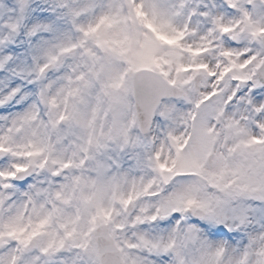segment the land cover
<instances>
[{"label":"clouds","instance_id":"obj_1","mask_svg":"<svg viewBox=\"0 0 264 264\" xmlns=\"http://www.w3.org/2000/svg\"><path fill=\"white\" fill-rule=\"evenodd\" d=\"M45 2L32 0L34 9L44 7ZM180 3L186 7L180 9L177 25L198 26L197 36L190 39L204 43L181 49L185 60L194 55L198 65L196 72L182 71L180 75L181 80L192 81L189 85L192 91L186 89L189 100L173 96L164 103L175 106L174 115L177 116L190 109L197 110L215 131H221L228 119L249 125L259 138L262 129L257 125H264V115L255 105L242 102V97L247 95V81L255 75L253 62L257 57L264 62V43L237 39L236 28L228 29V33H233L229 36L198 14L224 11V0H180ZM48 22L57 24L59 34H77L71 18L60 21L53 18ZM174 35L179 46L184 34L177 32ZM58 38L57 35H46L38 39L37 44L40 40ZM124 47L120 46L116 51L122 52ZM25 51L30 54L31 50ZM170 51L167 45L161 46V52ZM152 55L149 50L141 51L133 46L127 52V59L143 56L150 63ZM171 58L175 61L174 53ZM22 59L30 62L31 67L20 85L23 88L21 99L10 103V97L4 95L0 106L10 107L7 115L15 117L21 102L26 108L39 105L38 119L24 130L22 139L30 140L35 136L46 147L43 152L28 153L32 159L25 162L22 171L28 173L26 184L35 185L41 194L33 195L25 202L18 191L16 200L7 207L0 202V224L13 216L22 218L24 224L47 219L29 252L40 258V264H201L196 259L201 250L209 257L207 264H256L257 253L264 251V199H230L228 193L235 190V184L228 187L227 192L212 187L216 181L209 168L197 164L203 159V152L197 149L195 139H188L174 155L170 150V158L158 154V144H153L152 152L147 153L150 163L137 166L134 160L128 159L126 150L120 151V141L113 132L107 150L95 156L91 121L111 107L113 100L121 94L116 85L119 74L129 70L128 63L117 60L115 54L110 53L105 57L109 70L101 76L75 52L61 66L54 68H48L46 63L40 67L30 61V56ZM74 64L78 65V74L71 84L81 88L82 97L71 118H67L55 109L50 98L60 95L65 77ZM161 67L169 72V80L174 78V72L169 71L167 64H161ZM158 78L163 81V77ZM128 100L134 105L138 102L135 96H129ZM261 105L264 106V100ZM169 123L158 114L153 116V125L165 128ZM182 131L178 129L177 134ZM133 134L141 136L148 146L154 133L151 129L148 133L133 129ZM161 139H164L162 135ZM72 140L76 142V149L70 160L65 145ZM261 143L264 144V140ZM90 156L103 160L108 166L99 174L88 172L89 183L98 191L104 192L118 176L124 175L132 179L133 188L110 205L107 215L95 214L94 219L99 218L106 227L96 232L88 228L82 233L74 226L76 221L83 217L80 224L86 226L93 212L83 189L77 192L76 185L83 174L81 166L89 169L95 166L88 159ZM4 245L11 249L20 246L16 236L0 239V247Z\"/></svg>","mask_w":264,"mask_h":264},{"label":"rangeland","instance_id":"obj_2","mask_svg":"<svg viewBox=\"0 0 264 264\" xmlns=\"http://www.w3.org/2000/svg\"><path fill=\"white\" fill-rule=\"evenodd\" d=\"M73 2L94 6L85 8L81 12L85 26L95 22L96 17L93 12L98 11L101 6H103L105 11H110L114 15L113 23L108 26L103 47L100 46L97 38L92 35L88 37H78L77 34L75 36L72 35L73 38L83 40V43L80 44L83 51L78 54L79 59H87L90 62L93 59L98 62L103 61L106 70L99 73L101 76L106 75L109 70L108 65L105 63L104 53L107 56L110 53H114L117 60L122 59L130 65L127 72L119 74V87H116V89L121 94L113 100L111 107L91 121V137L93 143H95V156H100L107 150V146L112 143V139L109 137L113 132L120 141V151L124 152L126 150L128 159L134 160L137 166L150 163L147 153L152 152L153 144H158V154L170 158V150L174 155L178 149L183 148L188 139L193 138L196 141L197 149L203 152V159L197 161L198 166H207L210 174L215 178L216 182L212 184V187L220 192H227L228 187L235 184V190L228 193L230 199L239 197L257 200L264 199V144L261 143L264 140V127L260 125H257V128L262 129L259 138H256L251 126L231 119L225 120L221 131H215L208 125L206 119L199 116L198 111L195 109L187 110L177 116L174 115L176 112L175 106H170L162 101L155 115L158 114L165 120L170 121V123L165 128H160L159 125L151 126L154 134L151 136L148 146H145L141 136L133 134V129H137V122L132 104L128 100L130 96L129 76L132 70L151 68L158 71L169 82L183 89L185 93L183 99L189 100V91H192L189 89L191 79L181 80L180 75L182 71L191 70L196 72L198 65L194 55L185 60L181 49L186 48L188 45L197 47L204 41L190 39V37L197 36L198 26L188 28L187 25L184 27L177 25L176 21L181 16V11L179 7L175 6L182 4L180 0H73ZM140 4L145 5V11L136 13L134 18L133 5ZM154 9H158L162 17L169 22L170 27L168 30H164L158 23L152 21L150 15ZM145 12L149 13V16H145ZM128 14H130L131 22L128 21ZM177 32H183L184 34V40L179 46L176 45V37L174 35ZM158 45H167L172 51H156ZM120 46L126 47H124L122 52H117L116 49ZM133 46H137L141 51L149 50L153 53L151 62L149 63L143 56H138L135 60L127 59V52ZM75 51L73 49V52ZM156 52L161 54L157 56L155 55ZM173 53L175 61L171 58ZM174 62L175 68H173ZM161 64H167L169 71L174 72L173 79H168L169 72L164 71ZM186 89H189V91H186ZM193 119L196 128L194 127L193 132H190L188 127ZM178 129H183L179 135L177 134ZM161 135L164 139H161ZM75 149V140L69 141L65 145V150L70 160L73 159ZM95 156L88 157V159L93 161L94 167L89 169L84 165L81 166L83 174L76 185L77 192L83 189L93 212V216L89 217V222L86 226L80 224V220L83 217L76 221L74 226L77 231L82 233H86L88 228L93 230L97 224L102 222L99 218L94 219L96 213H99L100 216L107 215L111 210L110 205L113 202H118L126 191L131 192L133 188L132 179L124 175L118 176L104 192L98 191L96 186L89 183L91 178L88 176V172L99 174L106 171L108 166L103 160L95 159ZM208 156H210L211 165L207 164ZM76 158L78 159L79 156L77 155ZM117 166L119 165L117 164ZM77 171L80 172L81 169ZM218 203L223 202L218 201ZM196 259L201 264H207L209 257L203 254L201 250L197 254Z\"/></svg>","mask_w":264,"mask_h":264},{"label":"snow or ice","instance_id":"obj_3","mask_svg":"<svg viewBox=\"0 0 264 264\" xmlns=\"http://www.w3.org/2000/svg\"><path fill=\"white\" fill-rule=\"evenodd\" d=\"M88 7L94 6L73 0H46L44 7L34 9L32 0H7V3L0 0V101L4 99V95L10 97V103L21 99L23 88L20 85L31 67V63L25 62L22 57L30 56V61L36 62L40 67H44L46 63L48 68H54L66 62L73 49L77 54L83 51L80 47L82 39L73 38L70 32L59 34L57 24L49 23L50 19L60 21L71 18L78 37L92 35L97 38L100 46H104L107 29L113 23L114 15L101 6L98 11L93 12L95 22L85 26L81 12ZM175 7L182 9L186 5ZM142 11H145V5H133L134 18L136 13ZM58 13L64 15H57ZM198 14L214 27L223 29L229 36L233 33H228V29L236 28L237 39L264 43V0H224V11H204ZM145 16H149V13L145 12ZM150 18L164 30L169 29V22L162 17L158 9L152 11ZM46 35H57L59 38L54 41L40 40L37 44V40ZM25 49L31 50L30 54ZM85 61L98 75L106 70L103 61ZM260 61L261 58L257 57L253 62L256 65L255 75L252 80L247 81L249 88L247 95L242 97V102L255 105L258 112L264 115V106L261 105L264 100V79H260L264 77V62ZM77 67L76 64L72 65V71L65 77V86L60 95L50 98L55 109L67 118H71L77 102L82 97L81 88L71 84V80L78 74ZM253 83L256 87H251ZM155 91L154 82L145 77L135 84L132 95L141 103H147L154 99ZM38 107L39 105L26 108L21 102L17 115L9 117L7 112L11 108L0 106V202H3V207L16 200L18 191L25 202L31 196L41 194L35 185L26 184L25 177L28 173L22 171L25 162L32 159L28 153L43 152L46 147L39 143L35 136L30 140L22 139L24 130L38 119ZM47 222V219H41L35 223L29 221L24 224L22 218L13 216L0 224V239L16 236L20 245L15 249L8 248L7 245L0 247V264H40V258L30 255L29 252L40 235L41 227ZM257 257L256 264H264V251L258 252ZM100 259L102 260V257Z\"/></svg>","mask_w":264,"mask_h":264},{"label":"water","instance_id":"obj_4","mask_svg":"<svg viewBox=\"0 0 264 264\" xmlns=\"http://www.w3.org/2000/svg\"><path fill=\"white\" fill-rule=\"evenodd\" d=\"M143 72H139L135 75V78H134V82H133V88L135 87V84L138 82V80L140 78H149L151 79L154 84L156 85V91H155V97L152 101L150 102H147V103H141L139 100H138V105L137 107H139V118H142L144 117V114L149 112L148 116L150 117V114L152 112V110L154 109L156 103L158 102V100L164 96V95H170V94H173L171 92H169L168 90L165 89V87L159 83H157L156 81L153 80V76L150 74V73H147V75H142ZM144 123V121L142 122ZM100 257L103 258V254L100 255Z\"/></svg>","mask_w":264,"mask_h":264}]
</instances>
